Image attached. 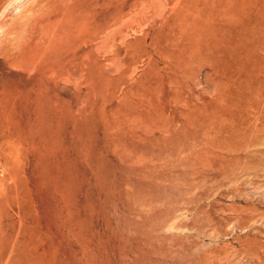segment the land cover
Listing matches in <instances>:
<instances>
[{
	"label": "rangeland",
	"instance_id": "obj_1",
	"mask_svg": "<svg viewBox=\"0 0 264 264\" xmlns=\"http://www.w3.org/2000/svg\"><path fill=\"white\" fill-rule=\"evenodd\" d=\"M263 16L0 0V264H264Z\"/></svg>",
	"mask_w": 264,
	"mask_h": 264
},
{
	"label": "bare ground",
	"instance_id": "obj_2",
	"mask_svg": "<svg viewBox=\"0 0 264 264\" xmlns=\"http://www.w3.org/2000/svg\"><path fill=\"white\" fill-rule=\"evenodd\" d=\"M211 16V15H210ZM253 17V16H252ZM264 17V16H263ZM256 18V17H255ZM262 17H260V19H261ZM263 20V19H262ZM204 23V22H203ZM193 24V23H192ZM192 24H191V27H192ZM215 24V23H214ZM190 25V24H189ZM215 27V26H214ZM190 28V27H189ZM193 28V27H192ZM216 30H217V27H216ZM222 30V29H221ZM229 32V31H228ZM211 42V41H210ZM188 43V42H187ZM200 44V43H199ZM168 55V54H167ZM245 60V59H244ZM243 62H246V61H243ZM240 66H241V64H242V61L241 62H237ZM234 64V65H232V66H230L229 64H227V66H226V69H224V70H222V77L221 78H219V84H217V82H215V84H214V88H215V92L217 93V96L218 95H220V96H229L231 93H233V96L234 97H236L235 96V94H234V91L236 92V89L238 88V87H240V85L242 84L241 83V80L239 81L238 79H237V77H236V75H237V73H236V71H237V69L239 68L238 67V64ZM243 65V64H242ZM245 65H246V63H245ZM243 68H245V67H243ZM240 69H241V67H240ZM242 70V69H241ZM244 72V71H243ZM242 72V73H243ZM235 73H236V75H235ZM241 73V74H242ZM240 74V73H239ZM245 74V73H244ZM243 74V75H244ZM242 75V76H243ZM249 75V74H248ZM240 76V75H239ZM242 76H240V78L242 77ZM245 79H246V77H244ZM248 78V77H247ZM252 79V78H251ZM250 80V79H249ZM244 82V81H243ZM249 82V81H248ZM247 84V83H246ZM245 85V84H244ZM243 85V86H244ZM212 86V85H211ZM242 86V85H241ZM213 87V86H212ZM244 88V87H243ZM248 89V88H247ZM246 90V86H245V89H243V91H244V94H245V92H247V91H245ZM242 95H243V93H241ZM246 95H248L247 93H246ZM218 98V97H217ZM220 98V97H219ZM231 97L229 96V99H230ZM231 99H233V98H231ZM225 101H226V99H224ZM234 100V99H233ZM218 102H221V101H223L222 99L221 100H217ZM230 101V100H229ZM231 102H233V101H231ZM236 102V101H235ZM225 103H227V102H225ZM230 103V102H229ZM228 103V104H229ZM213 104H215V101L213 100ZM212 104V105H213ZM231 104H234V102L233 103H231ZM211 105V104H210ZM215 105H217V104H215ZM213 106L212 108H215L216 106ZM187 106V105H186ZM197 106V105H196ZM193 106V107H195V108H192V110L194 111V112H197V111H199L200 109H201V107L200 106ZM203 106V105H202ZM236 106V105H235ZM203 109V108H202ZM221 110H222V108H221ZM201 111V110H200ZM214 113H215V111H213ZM212 113V112H211ZM224 115V114H223ZM232 115H234V114H232Z\"/></svg>",
	"mask_w": 264,
	"mask_h": 264
}]
</instances>
